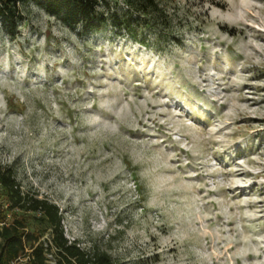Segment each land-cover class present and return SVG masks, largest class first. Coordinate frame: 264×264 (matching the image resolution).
I'll return each mask as SVG.
<instances>
[{"label": "rangeland", "instance_id": "rangeland-1", "mask_svg": "<svg viewBox=\"0 0 264 264\" xmlns=\"http://www.w3.org/2000/svg\"><path fill=\"white\" fill-rule=\"evenodd\" d=\"M155 2L136 39L18 5L15 36L0 24V164L115 264H264V0Z\"/></svg>", "mask_w": 264, "mask_h": 264}, {"label": "trees", "instance_id": "trees-1", "mask_svg": "<svg viewBox=\"0 0 264 264\" xmlns=\"http://www.w3.org/2000/svg\"><path fill=\"white\" fill-rule=\"evenodd\" d=\"M33 3L51 16L61 20L81 33H92L110 26L124 31L136 39L135 24L131 18H145L158 10L155 0H124L128 11L124 17L109 10L106 0H0V24L10 37H14L22 18L18 5ZM136 19V20H137ZM148 25H142L145 27ZM140 43L146 44L144 40ZM7 204L6 210L27 212L35 216L49 229L47 246L33 233L24 230L23 221L13 216L6 220V210L0 203V264H10L25 255L31 264H46L45 251L53 253L55 264H115L111 256L98 249H84L75 240L69 241L62 228V215L55 203L37 193L23 191L15 179L12 166L0 164V198ZM29 249V251H26Z\"/></svg>", "mask_w": 264, "mask_h": 264}]
</instances>
